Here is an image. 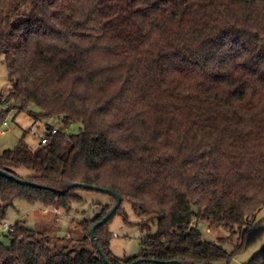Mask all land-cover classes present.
Instances as JSON below:
<instances>
[{
    "label": "trees",
    "instance_id": "obj_1",
    "mask_svg": "<svg viewBox=\"0 0 264 264\" xmlns=\"http://www.w3.org/2000/svg\"><path fill=\"white\" fill-rule=\"evenodd\" d=\"M0 56L1 104L81 125L33 149L26 131L0 154V170L45 186L0 174V217L16 200L70 213L92 190L78 183L157 224L120 257L108 223L121 206L94 237L112 207L80 220L82 246L59 251L18 221L0 264H212L226 251L195 218L245 246L264 205V0H0Z\"/></svg>",
    "mask_w": 264,
    "mask_h": 264
},
{
    "label": "rangeland",
    "instance_id": "obj_2",
    "mask_svg": "<svg viewBox=\"0 0 264 264\" xmlns=\"http://www.w3.org/2000/svg\"><path fill=\"white\" fill-rule=\"evenodd\" d=\"M10 89L7 66L3 57L0 56V96H5ZM5 105L8 106L9 103H5ZM2 106L3 104L0 103V114ZM30 109L33 113L19 110L8 112L5 119L6 125L0 123V154L6 149L16 146L26 131V142L32 149L36 148L41 141L40 137H35L29 133L34 126H38L36 129L40 135L46 132L47 126L71 134L80 131L81 125L79 123L65 127L61 119L42 116L40 109L35 106ZM35 114H37V118ZM2 129H6L7 133L2 135ZM27 173L29 172L25 170L20 172L23 176ZM80 193L83 200L74 202L70 213L60 209V214H53L52 207L16 200L14 205L6 210L5 216L0 217V243L10 246L12 242L10 232L5 230L4 223L15 225L20 221L28 228L48 235L54 251L81 247V239L85 232L80 220L91 219L103 208L113 207L115 200L110 195L98 191L83 190ZM144 222L151 225V232H156L157 224L153 223L148 215L136 213L129 202L124 201L122 203L120 210L108 223V229L112 233L111 249L117 256L133 257L141 254V241L146 233V230L142 229ZM193 225L199 229L204 240L214 243L226 251V254L214 260L212 264H259V261L256 263L254 259L259 257L264 249V205L257 211L256 225L248 234L245 246L240 250H237L241 243L239 235H232L224 227L213 226L210 220L199 218L194 219ZM88 247L92 246L89 244Z\"/></svg>",
    "mask_w": 264,
    "mask_h": 264
},
{
    "label": "water",
    "instance_id": "obj_3",
    "mask_svg": "<svg viewBox=\"0 0 264 264\" xmlns=\"http://www.w3.org/2000/svg\"><path fill=\"white\" fill-rule=\"evenodd\" d=\"M0 174L5 176V177H9V178H12L14 179L16 182L20 183V184H23V185H32V186H35V187H39V188H43L45 187L44 185H41V184H38V183H34V182H31L27 179H22V178H17V177H14L13 175H10L9 173L3 171V170H0ZM75 186H81L83 188H87V189H92L94 191H98V192H102V193H106L110 196H112L114 199H115V204L114 206L112 207V209L98 222L96 223L92 228H91V234L92 236L94 237V230L96 227L100 226V225H103L105 224L110 218L111 216L119 209V207L121 206V203H122V198L121 196L116 193L115 191H112L110 189H107V188H101V187H98V186H95V185H90V184H78V183H71L69 184V187L68 188H71V187H75ZM142 259H138L137 261L133 262L132 264H135L136 262H141Z\"/></svg>",
    "mask_w": 264,
    "mask_h": 264
},
{
    "label": "built area",
    "instance_id": "obj_4",
    "mask_svg": "<svg viewBox=\"0 0 264 264\" xmlns=\"http://www.w3.org/2000/svg\"><path fill=\"white\" fill-rule=\"evenodd\" d=\"M3 108H2V110L4 111V112H12L13 110H16V109H13V108H10L9 106H7V105H3L2 106ZM6 121H4L3 123L6 125V123H5ZM3 124V125H4ZM36 127H38V126H34L32 129H30V131H29V133L31 134V135H34L35 137H40V141L42 142V143H46L47 142V140H48V138H49V135L50 134H55L56 132H57V129L56 128H50V129H47L46 128V132H44L43 134H41L40 135V133H39V131L36 129ZM7 133V130L6 129H2L1 130V134L2 135H4V134H6ZM54 214H60L61 213V211H60V209L59 208H53V211H52ZM4 228H5V230H8L9 232L11 231H14V226L13 225H8L7 223H4ZM115 235V234H114Z\"/></svg>",
    "mask_w": 264,
    "mask_h": 264
},
{
    "label": "crops",
    "instance_id": "obj_5",
    "mask_svg": "<svg viewBox=\"0 0 264 264\" xmlns=\"http://www.w3.org/2000/svg\"><path fill=\"white\" fill-rule=\"evenodd\" d=\"M53 213V212H52ZM54 214V213H53Z\"/></svg>",
    "mask_w": 264,
    "mask_h": 264
}]
</instances>
